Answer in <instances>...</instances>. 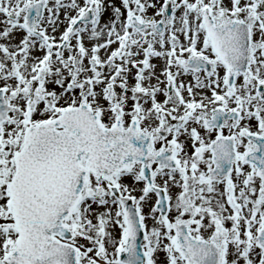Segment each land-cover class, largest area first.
Listing matches in <instances>:
<instances>
[{
  "label": "snow or ice",
  "instance_id": "1",
  "mask_svg": "<svg viewBox=\"0 0 264 264\" xmlns=\"http://www.w3.org/2000/svg\"><path fill=\"white\" fill-rule=\"evenodd\" d=\"M0 264H264V0H0Z\"/></svg>",
  "mask_w": 264,
  "mask_h": 264
}]
</instances>
